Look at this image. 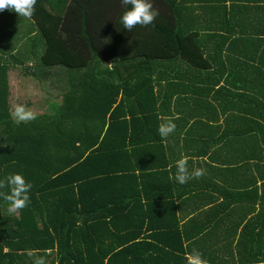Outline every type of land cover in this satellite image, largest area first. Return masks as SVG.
<instances>
[{
  "label": "trees",
  "instance_id": "trees-1",
  "mask_svg": "<svg viewBox=\"0 0 264 264\" xmlns=\"http://www.w3.org/2000/svg\"><path fill=\"white\" fill-rule=\"evenodd\" d=\"M200 1L201 9L224 2ZM105 5L124 6L120 0H37L31 19L45 43L39 60L64 67L69 84L54 113L2 124L9 133L0 143L8 150L0 151V180L21 174L32 188L30 203L16 215H8L0 198V264H33L40 256L47 264H187L192 249L208 264H264V228L255 226L250 237L251 218L240 233L242 216L235 222L223 217L222 238L214 218L205 223L198 214L181 221L169 150L158 133L167 121L161 117L168 85L176 80L162 69L185 65L201 72L216 50L211 55L197 29L168 20L161 10V22L127 32L106 19ZM170 14L178 18L182 10ZM97 16L104 22L89 20ZM138 31L155 44L143 40L140 49L121 54L125 36ZM253 57L252 63L258 60ZM245 90L254 95L258 89ZM188 123L173 138L179 145L189 141L213 153L232 149L230 140L211 137L213 126L197 120L187 129ZM263 189L256 190L260 207ZM230 202L219 205L230 208Z\"/></svg>",
  "mask_w": 264,
  "mask_h": 264
},
{
  "label": "crops",
  "instance_id": "crops-1",
  "mask_svg": "<svg viewBox=\"0 0 264 264\" xmlns=\"http://www.w3.org/2000/svg\"><path fill=\"white\" fill-rule=\"evenodd\" d=\"M181 1L151 0L154 9L164 11L168 20L180 23L186 29H197L209 53L213 55L214 49L216 53L214 61L201 72L185 65L169 66L161 71L162 75L176 79L174 85H168L169 100L162 108L161 118L176 125L165 145L169 150L170 179L177 185L176 202L180 201L177 202L180 206L177 213L183 222L198 214L205 223H212L214 218L216 234L220 238L224 231L221 229L222 218L228 215L232 216V222L243 217L238 228L240 233L250 218L254 222L253 226L249 225V230L255 226L264 228V204L260 207L261 194L256 193L264 185V154L257 155V146L264 152V0H223L220 5L205 9H201L203 3L200 0H183L179 6ZM105 8L111 15L106 19L121 23V15L127 6L115 9L114 5H105ZM174 8L182 10L180 17L170 14ZM89 20L104 22L99 16ZM147 38L141 31L125 36L127 47L121 54L128 55L130 50L140 49L141 42ZM131 42L132 46L129 45ZM44 46L32 19L7 10L0 12V143L6 132L9 133V125L3 127V122L9 118L18 123L12 115L16 104L26 105L36 116L54 113L63 102L64 86L69 84L65 75L68 71L59 65L47 66L40 62ZM253 55L258 57L254 63ZM104 65L111 68L109 63ZM250 87L258 89V93L252 95V90L250 93L245 90ZM197 120L215 128L211 137L230 140L232 149L213 153L195 149L189 141L184 144L181 140L179 145L173 138L181 130L186 132V122H189L188 129ZM11 128L14 130V126ZM204 129L210 133L209 128L205 126ZM0 151L8 152L1 144ZM182 157L188 158L190 173L195 168H203L205 174L185 184L178 183L174 178L175 165ZM257 157L261 160L257 161ZM229 194L236 197H225ZM224 201H232V206L223 208L219 204ZM257 214L261 215L256 221ZM220 223L221 227H218ZM255 231L256 228L250 237H254Z\"/></svg>",
  "mask_w": 264,
  "mask_h": 264
},
{
  "label": "clouds",
  "instance_id": "clouds-1",
  "mask_svg": "<svg viewBox=\"0 0 264 264\" xmlns=\"http://www.w3.org/2000/svg\"><path fill=\"white\" fill-rule=\"evenodd\" d=\"M37 0H0V12L5 10L15 12L19 17L31 19L35 13ZM121 5L130 6L121 15V24L127 32H131L136 26L147 27L154 24L156 17L160 14L154 9L151 0H120ZM12 115L17 122H28L34 120L35 114L24 104H16ZM176 125L171 120L162 122L158 127V133L162 139H167L175 131ZM171 167V166H169ZM175 180L185 184L191 179H199L205 174L203 168H195L190 173L188 170V158L182 157L176 161ZM8 188L9 192L0 191V198L8 204L9 216L19 214L30 203L29 192L32 185L26 182L21 174L8 175L0 180V189ZM30 256L33 253H29ZM187 264H208L202 253L196 249L186 254ZM33 264H47L44 257H36Z\"/></svg>",
  "mask_w": 264,
  "mask_h": 264
}]
</instances>
